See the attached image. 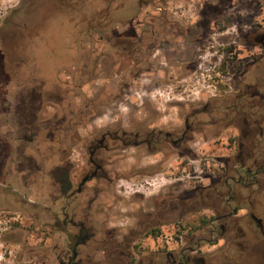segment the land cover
Returning <instances> with one entry per match:
<instances>
[{"label": "rangeland", "instance_id": "374dc122", "mask_svg": "<svg viewBox=\"0 0 264 264\" xmlns=\"http://www.w3.org/2000/svg\"><path fill=\"white\" fill-rule=\"evenodd\" d=\"M150 1L0 0L2 106L17 80L42 72L49 85L80 79L97 115L107 114L97 126L121 116L130 129L193 127L195 139L185 148L156 156L144 150L142 162L122 163L124 178L96 211L94 239L79 248L96 255L94 264L122 255L126 263L173 264L168 256L183 251L212 264H264V238L248 214L255 199L264 214V47L254 39L264 29V0ZM110 31H135L144 39L141 49L110 47L100 35ZM1 112L0 148L11 142L1 135L7 129ZM249 149L254 155L246 163L259 182L237 185L231 201L223 180ZM2 162L0 205L18 212L0 217V264H60L70 205L64 199L54 205L66 209L62 231H9L11 216L47 201L49 183L17 181L7 169L11 157ZM204 216L217 219L192 231ZM153 228L163 240L173 236L172 245L153 243L147 235Z\"/></svg>", "mask_w": 264, "mask_h": 264}, {"label": "flooded vegetation", "instance_id": "af4514ba", "mask_svg": "<svg viewBox=\"0 0 264 264\" xmlns=\"http://www.w3.org/2000/svg\"><path fill=\"white\" fill-rule=\"evenodd\" d=\"M100 35L105 36L110 47L124 51L130 46L141 49L144 40L135 31H110ZM254 39L264 47V29L256 32ZM117 42L122 47H118ZM121 59H114L117 68H120ZM133 59L139 62L137 56ZM42 74L41 78L29 74L28 78L17 80L9 89L12 94L7 105L2 106L0 101L1 119L7 126L1 135L11 139L0 148V167L4 166L2 161L11 157L7 169L14 179L28 183L34 178L32 183L36 185L37 181L49 183L47 201L39 203L40 208L35 212L19 211L24 213L23 216L20 213L11 216L7 229L62 231L65 227L61 217L66 215L70 217V227L66 244L62 245L67 246V252L58 259L60 264H94L96 255L83 254L79 248L88 246L94 239L96 211L107 203L103 199L115 192L112 189L117 186V181L124 178L121 176L122 163L130 158L142 162L144 150L153 156L163 150H181L179 148H185L195 139L191 133L194 129L188 123L185 130L166 132L157 126L130 129L121 116L97 126L93 122L98 116L106 118L107 114L97 115L93 108L95 100L85 93L80 79H58L49 85ZM239 145L243 144L239 141ZM130 151H133L131 157ZM171 156L173 153L169 154L167 162ZM60 199L67 200L71 213L62 215L66 209L54 210ZM257 205V199L251 200L248 214L264 238V214L257 210ZM17 212L0 205V217ZM252 214L262 220V228ZM122 256L113 257L108 264H140L138 260L126 263ZM168 259L173 264H212L208 256H190L184 251L178 255L170 254Z\"/></svg>", "mask_w": 264, "mask_h": 264}, {"label": "trees", "instance_id": "16d2710c", "mask_svg": "<svg viewBox=\"0 0 264 264\" xmlns=\"http://www.w3.org/2000/svg\"><path fill=\"white\" fill-rule=\"evenodd\" d=\"M239 98L241 99L242 96L238 97V101H241V100H239ZM235 106H237V104ZM251 115H252V119H254L253 123L254 124H257V123L260 124L259 118H256V116H255L256 115L255 112L252 113ZM260 126H261V124H260ZM263 130L264 129L262 127V130L259 133V135L261 137L264 136ZM234 139L235 138H233L232 141H234ZM238 150L240 152H243L245 150V147L243 145L242 146L239 145ZM253 155H254V151L252 149H249L247 151L246 155L244 154V156L242 158H239V160H237L240 168L238 170H236V173L226 176L223 180V185L228 187V190L231 193V197L229 198L231 201L237 200V198H236L237 196L234 193L237 185L248 188L250 186L257 185L259 182V181H257V177H256L257 172H255V170H253V168L251 166L247 165V163H246L252 159ZM235 209H236L235 213H237L238 210L240 209V207L238 205H236ZM216 219H217V216H204L203 218H201L199 225H192V227L194 228L192 231H196L198 229H201L204 225H207ZM160 231H161L160 228H153L149 232H147V235L148 236L152 235V236L157 237L160 234Z\"/></svg>", "mask_w": 264, "mask_h": 264}, {"label": "built area", "instance_id": "2783aa9c", "mask_svg": "<svg viewBox=\"0 0 264 264\" xmlns=\"http://www.w3.org/2000/svg\"><path fill=\"white\" fill-rule=\"evenodd\" d=\"M152 240H153V243H155L156 242V240L157 241H159V242H163V241H166L167 242V245H169V246H171L172 245V242H173V236H165V240H163L164 239V234H159L157 237H155V236H149ZM177 242V241H176Z\"/></svg>", "mask_w": 264, "mask_h": 264}, {"label": "water", "instance_id": "95a60500", "mask_svg": "<svg viewBox=\"0 0 264 264\" xmlns=\"http://www.w3.org/2000/svg\"><path fill=\"white\" fill-rule=\"evenodd\" d=\"M251 217L254 219V221L257 222V224L262 228V220L258 218L256 215L252 214Z\"/></svg>", "mask_w": 264, "mask_h": 264}]
</instances>
